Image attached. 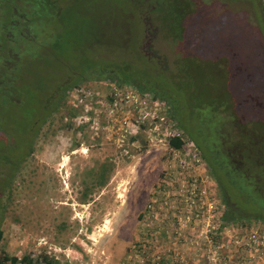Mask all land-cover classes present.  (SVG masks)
I'll return each instance as SVG.
<instances>
[{
    "label": "rangeland",
    "instance_id": "obj_1",
    "mask_svg": "<svg viewBox=\"0 0 264 264\" xmlns=\"http://www.w3.org/2000/svg\"><path fill=\"white\" fill-rule=\"evenodd\" d=\"M178 1L188 3L179 42L161 18L170 0H61L47 24L31 26L35 38L17 46L23 56L12 62L10 85L21 102L0 103L4 264L14 257L32 264H264V251L249 261L221 219H210L215 231L204 239L201 192L209 186L183 163L182 148L168 146L164 129L154 128L165 117L186 139L167 100L98 74L106 64L127 65L145 72L143 80L151 75V86L168 93L175 86L183 114L195 107L189 78L203 93L224 82L238 114L264 123V0ZM73 85L33 136L46 100ZM101 162L111 164L108 182L82 203L86 172ZM235 208L244 218L232 224L239 237L252 229L264 237V222L252 215L258 209Z\"/></svg>",
    "mask_w": 264,
    "mask_h": 264
},
{
    "label": "trees",
    "instance_id": "obj_2",
    "mask_svg": "<svg viewBox=\"0 0 264 264\" xmlns=\"http://www.w3.org/2000/svg\"><path fill=\"white\" fill-rule=\"evenodd\" d=\"M60 1L14 0L12 2L11 0H0V16L6 18V21L1 20L0 24V45H6V48L0 49V51L3 50L2 53L0 52V103L7 101L9 106H17L21 102L17 99L16 90L10 85L16 84V72L12 62L23 56V52H20L17 46L21 41L25 44L35 38L31 26L37 22L47 24V19L44 17L56 15L59 11ZM183 3L184 1L175 3L170 0L169 4L165 6L166 8L163 7L165 12L163 9L160 12L161 18L166 23L169 22L166 29L171 31L175 42L182 40L179 21L182 18L183 6L188 4L184 3L185 5H183ZM178 30H180V34L177 33ZM119 47L126 48L125 43ZM178 60L180 61V59ZM191 64L193 62H190V68L193 69ZM109 65L106 64L105 70L98 73L104 76L105 80L116 84L117 87L128 84L141 93H152L155 98L167 100L172 111L171 117L176 120L184 137L195 145L206 167L207 174L216 185L218 197L225 208L223 220L231 224L241 220L243 218L242 215H239L241 209L237 211L235 207L240 208L244 204L257 208L259 212L252 215L256 220L264 222V123H259L253 117L245 120L238 114L226 84L224 82L216 83L217 85L204 90L203 93L199 83L194 78H189L190 81L188 80L187 84L189 91L193 93L190 98L194 100L191 105L194 104L195 107L188 114H183L180 105L182 98L177 94L178 89L175 86H173L174 91H169V93H173L170 95L161 84L156 83L157 86L155 84L151 86V75L143 80L141 74H145V72L136 73L127 65L119 67ZM157 72L160 73L159 70ZM192 74L189 73V76ZM82 78L79 77L76 82L81 81ZM74 85L76 86V84ZM74 85L65 87L64 90L60 88L58 93L61 94L57 98L50 97L46 100L44 107L46 106L47 109L40 116L42 118L38 120V126H36L33 136L39 134L41 127L50 120L53 113L62 104H65L67 97L65 89L69 91ZM197 88L201 94L196 93ZM71 115L74 116V114ZM186 115L188 116L186 117ZM184 140L183 138H170L168 146L178 150L184 144ZM30 145L27 152L31 151ZM2 163L8 164L9 162ZM110 172L111 164L108 162L98 163L86 172L89 182L85 184L87 192L82 195V203L86 202L95 188H102L107 184ZM8 180V184H10V178ZM4 182V177L0 178V221L6 210L1 205L3 190L7 187ZM5 202H7V198H5ZM1 233L0 231V238ZM4 261L6 260L1 261L0 258V264H4ZM17 262L18 259L15 257L10 259L11 264H32V260L27 257L22 258L20 263Z\"/></svg>",
    "mask_w": 264,
    "mask_h": 264
},
{
    "label": "built area",
    "instance_id": "obj_3",
    "mask_svg": "<svg viewBox=\"0 0 264 264\" xmlns=\"http://www.w3.org/2000/svg\"><path fill=\"white\" fill-rule=\"evenodd\" d=\"M147 115L148 114H146L144 118H147L148 117ZM164 118L165 117H160V118L156 117V120H158V125L154 127L155 131L162 132L164 129V132L166 133L167 138L168 137L181 138V134L178 131V129L172 127V125H168L165 122ZM181 148L185 156L183 163L186 162V159L189 160L188 162L189 168L194 169L198 173V176L203 177L204 178L203 181L209 186L208 190L204 189L201 192V197L206 199L205 207H202V208L205 209V214L207 215L206 227H209V229H206L205 231L204 239H208L207 238L208 234L210 233L211 235L212 231H215V228H213L210 225V219L215 218L216 220L217 219L223 220L225 209H224V206L222 205V202L218 198L217 192L214 191L216 185H214V182L212 181V179L210 180L209 175L206 174V170L203 167L205 165L202 164L203 161L201 160L199 156V152L196 149L195 145L191 142H188V143H184ZM180 149L176 151H179ZM224 226L226 229V233L231 234L230 239L234 241V244L237 247L242 248L244 251H248L249 256L247 257L249 261H251V259L255 260V256H257L258 258L262 256L263 251H264V237H261V233L259 232L260 233L259 234L257 229L255 230L252 229L246 236H243L242 238H240L239 237L240 231L235 232L231 223L225 222ZM232 234H236V235H232ZM215 258H216V254L213 253L211 261H213L214 263H215Z\"/></svg>",
    "mask_w": 264,
    "mask_h": 264
}]
</instances>
